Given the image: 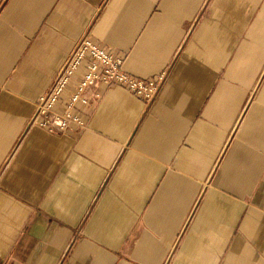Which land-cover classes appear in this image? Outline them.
Wrapping results in <instances>:
<instances>
[{
    "label": "crops",
    "instance_id": "0c3cea01",
    "mask_svg": "<svg viewBox=\"0 0 264 264\" xmlns=\"http://www.w3.org/2000/svg\"><path fill=\"white\" fill-rule=\"evenodd\" d=\"M85 37L154 95L30 123ZM0 264H264V0H0Z\"/></svg>",
    "mask_w": 264,
    "mask_h": 264
},
{
    "label": "built area",
    "instance_id": "2783aa9c",
    "mask_svg": "<svg viewBox=\"0 0 264 264\" xmlns=\"http://www.w3.org/2000/svg\"><path fill=\"white\" fill-rule=\"evenodd\" d=\"M81 65L84 66L82 77L70 94L66 109L64 111L55 109L58 99ZM160 78H137L127 74L123 69L121 57L85 37L76 44L53 84L39 96L30 123L58 133L65 132L71 127H84L83 119L72 112V107L77 103L87 102L85 92L91 85L96 83L106 86L118 85L137 97L149 99L154 95Z\"/></svg>",
    "mask_w": 264,
    "mask_h": 264
}]
</instances>
